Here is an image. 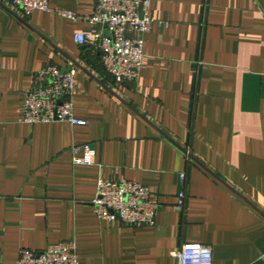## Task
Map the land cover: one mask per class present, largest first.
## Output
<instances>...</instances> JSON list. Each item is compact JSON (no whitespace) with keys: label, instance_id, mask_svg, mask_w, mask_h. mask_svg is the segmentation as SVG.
Instances as JSON below:
<instances>
[{"label":"crops","instance_id":"crops-1","mask_svg":"<svg viewBox=\"0 0 264 264\" xmlns=\"http://www.w3.org/2000/svg\"><path fill=\"white\" fill-rule=\"evenodd\" d=\"M50 7L91 16L96 0ZM150 15L140 78L120 82L76 43L90 24L0 0V264L69 240L80 264H178L184 244L211 247L214 264H264V0H153ZM49 64L76 69L84 124L23 122ZM82 145L94 165L73 164ZM100 178L150 188L155 225L99 220Z\"/></svg>","mask_w":264,"mask_h":264},{"label":"built area","instance_id":"built-area-1","mask_svg":"<svg viewBox=\"0 0 264 264\" xmlns=\"http://www.w3.org/2000/svg\"><path fill=\"white\" fill-rule=\"evenodd\" d=\"M13 11L29 17L37 11L56 12L72 21L82 20L91 30L78 33L80 46L94 45L102 54L106 72L117 81L136 82L144 65L145 36L155 19L150 15L153 0H96L91 16L54 11L50 0H1ZM76 69L47 65L36 74L30 89L24 93L23 122L28 125L67 122L84 124L74 116L73 97L76 91ZM75 166L95 164L96 152L90 145L71 149ZM184 181L186 174L182 173ZM153 192L138 182L100 178L93 210L101 221H119L130 227L155 225L160 205L153 202ZM186 193L179 194L178 209L185 206ZM178 264H214L213 250L201 244H184L176 253ZM16 264H80L78 246L74 240L49 245L43 251L20 249Z\"/></svg>","mask_w":264,"mask_h":264},{"label":"water","instance_id":"water-1","mask_svg":"<svg viewBox=\"0 0 264 264\" xmlns=\"http://www.w3.org/2000/svg\"><path fill=\"white\" fill-rule=\"evenodd\" d=\"M212 175L216 176L212 171L208 170ZM217 177V176H216ZM218 178V177H217Z\"/></svg>","mask_w":264,"mask_h":264}]
</instances>
